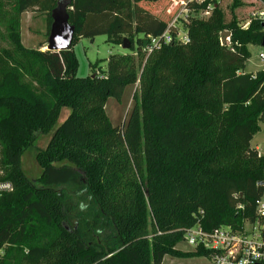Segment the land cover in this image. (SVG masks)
<instances>
[{"label": "trees", "instance_id": "trees-1", "mask_svg": "<svg viewBox=\"0 0 264 264\" xmlns=\"http://www.w3.org/2000/svg\"><path fill=\"white\" fill-rule=\"evenodd\" d=\"M57 1L15 0L6 12L8 40L22 58L13 62L37 86L31 90L14 71L0 76V182L11 186L0 196V264L208 258L203 249H176L184 232L195 225L240 229L255 220L264 196V156L250 146L264 123V72H243L247 47L260 46L264 27L254 21L242 29L235 0L226 22L214 0L209 18L183 23L188 42L170 29L172 40L148 52L185 0H164L154 13L146 10L149 0H71V48H25L17 17L43 14L48 36ZM222 32L229 33L224 45ZM97 36L116 46L127 39L130 49L110 56L102 76L92 65L90 76L77 78L73 46ZM134 83L132 110L113 127L104 107ZM63 109L69 113L37 152L41 173L30 181L21 158L34 133L49 134ZM69 188L87 202L85 212H74Z\"/></svg>", "mask_w": 264, "mask_h": 264}, {"label": "rangeland", "instance_id": "rangeland-1", "mask_svg": "<svg viewBox=\"0 0 264 264\" xmlns=\"http://www.w3.org/2000/svg\"><path fill=\"white\" fill-rule=\"evenodd\" d=\"M15 0H0V76L2 72L14 71L20 76L21 83L28 86L31 90H35L37 84L28 76L26 71H23L21 67L17 66L15 62H21V55L15 52L14 46L9 42L7 37L6 26L10 20L9 16H6V12L10 9ZM219 4V8L224 13L225 21L228 22L231 18L230 7L234 0H216ZM240 5L234 10L236 19L241 23H244L251 11L255 8L248 0H235ZM164 0L147 1L143 5L147 7L146 10L151 12H157ZM176 14V13H175ZM174 14V15H175ZM175 17V16H173ZM173 19V18H172ZM171 19V20H172ZM18 20L17 32L20 35L21 44L27 49H39L45 51L46 47V18L43 14L38 12L23 13ZM180 28V25H178ZM127 38V37H125ZM249 53V59L247 60L244 68V73H256L261 65L258 61V55L261 52L260 46L247 47ZM73 52L77 61V78H86L91 75V66L94 65V71L98 76H102L106 70V63L112 55H122L128 53L123 50L120 45H111L106 42V37L97 36L93 40L81 39L73 47ZM138 61V58H136ZM138 83H134L127 87L122 97V100L118 103L113 99H109L104 107V113L113 127H121L127 120L129 113L132 110L133 102L132 96L137 93ZM69 111L63 109L59 116L58 122L49 134H41L39 132L34 133V143L21 158V171L25 177L30 181H35L41 170L35 160V156L39 150L46 147L53 131L60 125L67 117ZM250 146L257 150L259 155L264 156V123H258V130L254 134ZM4 169L1 166V149H0V177H4ZM75 188H69V204L73 206L75 213H83L86 210V201H77L75 198ZM176 249L188 253L193 251L187 247L184 243H179ZM163 264H212L208 258H171L164 257Z\"/></svg>", "mask_w": 264, "mask_h": 264}, {"label": "built area", "instance_id": "built-area-1", "mask_svg": "<svg viewBox=\"0 0 264 264\" xmlns=\"http://www.w3.org/2000/svg\"><path fill=\"white\" fill-rule=\"evenodd\" d=\"M213 1L210 0L202 10H194L189 9L188 6L202 5L206 0H185L176 11L165 33L157 39H150L147 51L150 52L153 47L161 43H169L172 40L170 29L177 30L176 40L181 43L188 42L187 34L182 28L183 23H186L188 18L203 20L209 18L213 10ZM248 1L255 8L249 14L248 19L241 24V28L246 29L254 21L264 26V3L259 0ZM258 61L261 65L258 71L264 72V47H261ZM10 190L9 183L0 182V196ZM255 214V220L250 223L245 222L240 229L219 227L205 232L200 226L195 225L184 232L182 243L192 250L208 251V259L212 264H264V196L256 201Z\"/></svg>", "mask_w": 264, "mask_h": 264}, {"label": "water", "instance_id": "water-1", "mask_svg": "<svg viewBox=\"0 0 264 264\" xmlns=\"http://www.w3.org/2000/svg\"><path fill=\"white\" fill-rule=\"evenodd\" d=\"M70 2V0H58L55 8L50 13L51 25L45 47L47 51L63 52L69 50L72 46L75 30L68 23L67 10ZM228 37V32H222L220 34V42L222 45L226 43ZM260 47H264V39H262ZM121 48L126 51L130 49V43L127 39L122 40ZM259 186H264V182L259 183Z\"/></svg>", "mask_w": 264, "mask_h": 264}, {"label": "crops", "instance_id": "crops-1", "mask_svg": "<svg viewBox=\"0 0 264 264\" xmlns=\"http://www.w3.org/2000/svg\"><path fill=\"white\" fill-rule=\"evenodd\" d=\"M70 1H71V0H70ZM74 46H75V45H74ZM74 46H73V47H74ZM163 260H164V259H163Z\"/></svg>", "mask_w": 264, "mask_h": 264}]
</instances>
